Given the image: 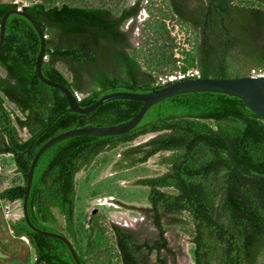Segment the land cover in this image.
<instances>
[{"label": "trees", "instance_id": "16d2710c", "mask_svg": "<svg viewBox=\"0 0 264 264\" xmlns=\"http://www.w3.org/2000/svg\"><path fill=\"white\" fill-rule=\"evenodd\" d=\"M197 1L190 7L191 0H147L138 43L131 36L141 0L133 7L129 0H34L22 8L47 35L45 76L79 92L80 105L88 106L114 91L162 88L172 82L162 84L160 77L177 69L196 67L201 77L220 78L264 71V0ZM19 6L0 0V22L7 10ZM129 19L134 22L125 28ZM169 20L192 29L191 49L180 47ZM40 46L32 23L11 14L0 47V154L13 155L21 178L8 184L0 174V199L9 202L22 203L31 161L50 138L73 128L126 122L143 105L115 99L86 114L70 110L66 95L36 73ZM213 126L229 139L237 164L264 175L263 117L236 96L180 93L152 105L128 132L71 136L47 148L34 171L31 221L68 237L82 264H171L173 256L160 253L171 249L169 240L149 241L144 228L105 224L98 215L82 246L75 218L76 175L101 152L120 148L112 168L122 171L168 150L159 162L165 173L135 183L167 187L159 193L166 195L169 212L180 211V226L192 235L194 264H264V179L232 166L225 137L204 131ZM149 131L164 132L132 144ZM176 223L169 221L168 228ZM12 225L16 236L29 238L36 253L33 264H76L62 240L33 230L23 216ZM155 249L159 253L152 256Z\"/></svg>", "mask_w": 264, "mask_h": 264}, {"label": "rangeland", "instance_id": "374dc122", "mask_svg": "<svg viewBox=\"0 0 264 264\" xmlns=\"http://www.w3.org/2000/svg\"><path fill=\"white\" fill-rule=\"evenodd\" d=\"M2 1L16 2L22 7L31 4L34 0ZM156 1L161 3V0ZM142 2V4H146L147 0ZM191 4L195 5L196 3L191 2ZM147 16L148 13L144 12L138 17L137 27L131 36L133 42L140 41V25ZM128 25L127 22L125 28H128ZM168 26L176 36L181 48L191 49L195 45L192 29L175 20H169ZM177 54L183 56L181 51H177ZM9 106L14 108L12 104ZM150 137L151 135L139 137L132 144H140ZM169 153L154 155L144 163L122 171H114L112 167L120 156V148L103 151L76 175L79 187L75 218L82 246H86L91 236L90 217L94 209H97L94 215H98L105 224L117 223L129 228H137L147 220L145 209L149 205L148 188L144 185H136L135 182L142 178L161 174L165 168L159 163L160 159ZM0 174L4 176L8 184L21 178L12 154H0ZM22 216L21 201L9 202L0 199V264H33L36 258L35 250L29 239L25 236L18 237L14 232L12 223ZM169 227H167V237L171 248L177 253L173 256L176 263L194 264L192 235L184 232L179 225ZM171 261H173L172 257Z\"/></svg>", "mask_w": 264, "mask_h": 264}, {"label": "water", "instance_id": "95a60500", "mask_svg": "<svg viewBox=\"0 0 264 264\" xmlns=\"http://www.w3.org/2000/svg\"><path fill=\"white\" fill-rule=\"evenodd\" d=\"M13 13L20 14L26 17L32 23L35 30L37 31L38 36L40 38L41 46L36 60V73L42 82H44L47 85L60 89L66 95L70 110L86 114L94 111L96 108H98L105 102L115 99H131V100L143 102V105L141 106L140 110L131 119H129L126 122L115 125L83 126V127L69 129L53 136L38 149V151L35 153L31 161L29 171L27 172L26 175L27 177L26 189L22 201L23 217L26 220L29 227H31L33 230L62 240L68 246L76 264H82V263L79 259L78 253L74 245L72 244L71 240L61 233L48 231L37 227L36 225L33 224V222L29 217L28 201H29L30 191L32 188L34 171L39 158L47 148H49L54 143L71 136H78V135L108 136V135H119L128 132L129 130L133 129L143 119L144 115L152 105L170 96L180 93H186V92H220V93L236 96L240 98L252 112L264 118V76H252V75L235 76V77H227V78L199 76V77L177 80L162 88L148 92L114 91L101 96L100 98H98L96 101H94L88 106H81L79 100L76 97L75 92H73L67 85L59 81L53 80L45 76V74L43 73L42 66H43V61L46 57L45 54L47 48V40H46L47 35L43 31V28L41 27L39 22L32 14H30L29 12H27L26 10L20 7L11 8L5 12L0 23V47L5 39L7 20L9 16ZM230 151H231L230 162L232 166L239 169L248 176L264 179L263 174L251 172L246 168H244L243 166L237 164L233 159L231 148ZM96 212L97 209H94L92 211V216L90 217V221L92 220V217Z\"/></svg>", "mask_w": 264, "mask_h": 264}, {"label": "flooded vegetation", "instance_id": "af4514ba", "mask_svg": "<svg viewBox=\"0 0 264 264\" xmlns=\"http://www.w3.org/2000/svg\"><path fill=\"white\" fill-rule=\"evenodd\" d=\"M136 1L137 0H134L133 2H129V5L131 7L135 6ZM142 1L143 0H141V4H140L142 6V8H141L140 12L138 13V15L136 16V19H135L136 21H137V19L140 16L141 13H144V12L146 13L147 12L146 9L144 8L145 4H142L143 3ZM191 2H195L196 4L195 5L191 4L190 7H196L198 5V1L197 0H191ZM127 22L129 23L128 27H130L132 22H134V19H129ZM213 128L214 129L211 130V131L210 130H204V131H206L207 133H216V134H218V135H220L222 137H225V139L227 140L230 148L232 149L229 139L224 134L219 132L217 130V127L213 126ZM163 132L164 131H149V132L145 133L144 135H141L140 137L145 136V135H151L150 138H148L147 140L144 141V142H146V141L150 140L151 138L162 134ZM189 138H190V136L187 138V140ZM187 140H186V142H187ZM144 142H142V143H144ZM164 152H170V151H168V150L159 151L155 155H158V154H161V153H164ZM165 171H166V169H164L161 174L156 175V176L163 175L165 173ZM145 187L148 188V197L147 198H148V203H149V205L145 209V214L147 215V220L142 222L139 227L132 228V229L144 228V237L146 239H148L149 241L157 240V239L161 240V241L164 240V239L169 240L168 237H167V229H168L167 228L168 227L167 223L169 221H175V222H177L176 225L180 226V223L182 222V216H180V213H179L180 211L177 208H174V210H172L170 212L167 210L166 195L159 193V191L160 192H164L167 187H165V186H162V187L161 186H155V187H153V186H145ZM170 188H172L174 190L176 189L174 186H172ZM187 208L190 209V207H187ZM23 236L24 235H22L21 237H23ZM166 252L171 254L172 256L177 255L176 251H174L172 248L171 249H167V248L164 247V248H162L160 250V253L164 254ZM157 253H159V252L157 251V249H155L153 251L152 256H154ZM172 259H173V261L175 260L174 257H172ZM173 261H171V264H172Z\"/></svg>", "mask_w": 264, "mask_h": 264}, {"label": "built area", "instance_id": "2783aa9c", "mask_svg": "<svg viewBox=\"0 0 264 264\" xmlns=\"http://www.w3.org/2000/svg\"><path fill=\"white\" fill-rule=\"evenodd\" d=\"M20 8H22V7H20ZM176 56L179 57L180 55L176 54ZM251 75L252 76H264V71L257 70V69H252L251 70ZM199 76H200L199 68L192 67V68H188L186 70L177 69V70L173 71L172 73H169V74H167L165 76L160 77L159 81L162 84H166L168 82H174V81H177V80H182V79L192 78V77H199ZM75 94H76L77 99L81 100L82 95L79 92H76Z\"/></svg>", "mask_w": 264, "mask_h": 264}]
</instances>
